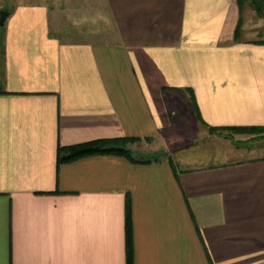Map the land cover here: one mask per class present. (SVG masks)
I'll use <instances>...</instances> for the list:
<instances>
[{
	"label": "crops",
	"instance_id": "1",
	"mask_svg": "<svg viewBox=\"0 0 264 264\" xmlns=\"http://www.w3.org/2000/svg\"><path fill=\"white\" fill-rule=\"evenodd\" d=\"M253 14L251 0L15 5L0 51V264H126L127 200L133 264H264V144L188 139L171 104L189 95L204 128L264 126ZM120 136L155 159L57 163L59 145Z\"/></svg>",
	"mask_w": 264,
	"mask_h": 264
},
{
	"label": "trees",
	"instance_id": "2",
	"mask_svg": "<svg viewBox=\"0 0 264 264\" xmlns=\"http://www.w3.org/2000/svg\"><path fill=\"white\" fill-rule=\"evenodd\" d=\"M192 104L194 105L192 99ZM211 129H221L224 127H210ZM233 129L264 130V126H237L229 127ZM138 140L137 137L120 136L114 138H101L81 142L69 146H58L57 163L66 162L78 157L94 154H118L129 158L132 161L142 162L155 159L153 155L134 156L130 144ZM132 221L129 201L125 210V244H126V264H133V243H132Z\"/></svg>",
	"mask_w": 264,
	"mask_h": 264
},
{
	"label": "rangeland",
	"instance_id": "3",
	"mask_svg": "<svg viewBox=\"0 0 264 264\" xmlns=\"http://www.w3.org/2000/svg\"><path fill=\"white\" fill-rule=\"evenodd\" d=\"M25 0H0V9H6L11 11L15 5L21 3ZM72 3H79L78 0H71ZM251 7L254 10L255 16H251V19L257 18V16L264 17V0H251ZM82 20V21H81ZM78 21L79 24H90L92 25L93 21L90 20H83L81 19ZM97 22V21H96ZM97 25V24H96ZM5 24L0 26V51H1V41L3 36ZM82 32V31H81ZM175 99L173 101L172 107L175 108L177 111V115L175 118L176 126L178 124L179 131H185L187 138L193 135V131H196V137H204L207 134H215V133H228L233 134L234 136H243L246 138L245 141H261V144H264V130H248V129H233L229 127H224L221 129H211L212 126L201 127L199 123H197L196 118L194 117V110L192 109V103L190 96L182 92H175ZM187 98V99H186ZM193 121V122H192ZM192 122V123H191ZM174 128V125L172 126ZM190 139V138H188ZM263 142V143H262ZM135 146L141 148L142 145H139L138 142L135 143Z\"/></svg>",
	"mask_w": 264,
	"mask_h": 264
},
{
	"label": "water",
	"instance_id": "4",
	"mask_svg": "<svg viewBox=\"0 0 264 264\" xmlns=\"http://www.w3.org/2000/svg\"><path fill=\"white\" fill-rule=\"evenodd\" d=\"M10 11L6 9H0V26L5 24L6 18L8 17Z\"/></svg>",
	"mask_w": 264,
	"mask_h": 264
}]
</instances>
